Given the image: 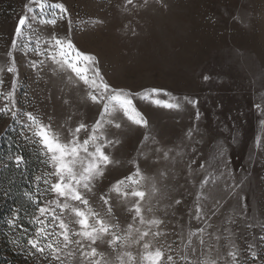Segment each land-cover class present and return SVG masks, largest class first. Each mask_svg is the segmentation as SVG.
<instances>
[{
	"label": "rangeland",
	"instance_id": "obj_1",
	"mask_svg": "<svg viewBox=\"0 0 264 264\" xmlns=\"http://www.w3.org/2000/svg\"><path fill=\"white\" fill-rule=\"evenodd\" d=\"M52 2L66 6L64 19H58L54 27L34 22L36 35L29 47L18 41L13 50L14 31L28 0H0V67L6 69L14 57L17 68L15 74L6 70L0 73L4 81L0 93L6 94L15 83V104L0 96V107L17 112L15 119L11 112L0 114V144L5 133L12 130L38 152L41 164L35 174L41 203L31 219L27 242L16 253L50 264L47 252L41 255L28 243L40 227L35 218L44 220L49 232L60 231L50 214L40 216L38 211L56 199L50 184L44 183L45 179L56 182V178L48 175L53 169L45 163L48 158L43 146L35 142L25 113L31 112L68 136V130L81 122L91 129L102 112L88 98L87 86L51 61L54 50L44 41L57 36L71 39L78 49L96 56L104 79L132 93L136 108L149 122V127L143 128L119 113L115 120L122 127L116 129L105 116L101 132L121 141L107 151L120 163L109 166L96 183L91 206L98 211L107 208L99 198L135 170V161L146 175L155 177L160 189L143 202L145 209H153L144 215L164 221L159 228H152L162 233L155 243L174 257L175 264H187L182 256L193 260L217 258L219 254L225 258L237 249L241 264H264V240L260 238L264 236V112L256 107L259 104L264 109V0H164L167 7L156 0H149L146 7L140 6L143 0H134L133 5H125V0ZM36 36L40 38L39 51H32L37 47ZM70 74L72 81L68 80ZM205 75L210 79L205 81ZM154 88L161 90L159 95H148ZM185 96L199 101L196 108L185 105L183 111H175L154 102ZM85 135L82 131L81 139ZM220 147L224 155L217 157ZM169 149L172 151L166 160L163 154ZM161 172L166 173L165 179ZM209 173L219 179L207 186L211 197L205 200L200 182ZM198 198L206 214L200 219ZM131 201L129 197L127 203L122 202L112 194L110 203L121 233L130 223L141 230L151 227L140 225L138 218L133 222V213L127 211ZM56 212L61 214L58 208ZM72 227L78 229L79 225ZM200 228L205 231L198 233ZM190 233L197 234L190 237ZM201 238L204 245L199 243ZM146 239H153L151 233ZM132 250L135 253L139 249ZM252 251L257 253L255 260ZM65 259L75 264L71 258ZM220 264H224L223 259Z\"/></svg>",
	"mask_w": 264,
	"mask_h": 264
},
{
	"label": "snow or ice",
	"instance_id": "obj_2",
	"mask_svg": "<svg viewBox=\"0 0 264 264\" xmlns=\"http://www.w3.org/2000/svg\"><path fill=\"white\" fill-rule=\"evenodd\" d=\"M162 7H167L164 0H156ZM149 0H143L141 7H146ZM134 0H125V5H133ZM26 12L18 18L17 26L14 31V39L12 41V49L15 50L19 41L24 48H28L32 42V37L36 35L34 22L42 25L56 26L58 19H64V15L68 12L63 3H53L52 0H28L25 5ZM127 11V7H125ZM51 12V18L49 17ZM102 23V21H100ZM69 23L71 20L69 19ZM40 38L36 36L37 47L32 51H39ZM46 44H51L54 50L50 55L51 61L58 66L61 71H69L87 86L88 98L96 105L102 108L100 119L89 129V126L81 122L74 129H69V135L65 136L61 131L55 130L50 123H44L31 112L25 113L27 120L31 123L28 128L32 131V135L36 137V143L42 145V151L47 156L45 163H49L53 169L48 175L54 176L56 182H50L45 179V184H50V191L56 194V199L49 201L47 206L39 207L40 216L46 213L52 217V224L58 222L59 232H49L45 226V221L39 217L35 218V223L40 227L35 233V238L30 239L28 243L35 249V252L44 255L47 252V257H50V264L58 261L59 264H68L65 256L75 261V264H175L174 257L168 254L163 246H158L155 241L162 235L160 231H152V228H159L164 223L163 220L153 217L146 218L145 211L151 213L153 209L148 207L145 209L143 202L148 198L149 194L155 196L160 189L157 186L155 177H149L140 168L139 164H135V170L128 176L116 181L111 185L109 192L101 196L102 206L107 205L104 211H98L91 206V197L96 196L94 191L96 183L101 180L109 166L119 164L111 151L107 149L115 148L121 143L119 139H111L101 130L104 127L105 116L110 117L107 121L109 124H114L116 129L122 127L121 122L115 120L119 113H123L125 117L133 124L143 128L149 127L147 118L136 108L133 100V94L123 88H115L111 86L101 73L99 68V60L92 54L85 53L77 48L71 39L52 36L50 40L44 41ZM44 55L43 52H40ZM12 57V52L8 53ZM43 63V61H41ZM35 66V62H33ZM17 73L15 58L13 57L9 66L0 67V73L4 72ZM55 72L56 69H53ZM205 81L210 77L205 75ZM68 80L72 81V75H68ZM4 83L0 78V86ZM160 89H152L148 95L155 93L159 95ZM15 83L12 90L5 93H0V96H5L11 103L15 104L14 98ZM166 95H169L166 93ZM147 98V96L143 97ZM67 102V101H66ZM157 105L164 108L183 111L185 105H190L196 108L199 101L195 98L187 96L183 98L173 97L171 101H154ZM257 109H261V105H256ZM11 112L12 118L17 117V112L12 111L8 106L0 107V114L7 115ZM200 113L197 110L196 118L199 119ZM86 133L85 138L81 139V132ZM98 133H101L98 135ZM189 137L192 135V130H189ZM148 136H145V140ZM155 142V141H153ZM169 149L163 154L164 159L169 158ZM224 155L223 148L220 147L217 151V157ZM17 166L23 162L22 156L14 157ZM203 167V165L201 166ZM162 179L166 178V173L161 172ZM41 179L37 177V180ZM219 177H213L211 173L206 179L201 180L200 188L203 199L211 197V192L207 186L210 183H215ZM150 182V191H149ZM208 191V195L204 192ZM122 202L127 203L131 197V207L127 211L133 213V222L138 218L140 225L151 226L145 230L134 228L130 223L127 229L120 232V222L113 213L112 194ZM29 199L34 197L26 193ZM215 199L214 197H212ZM197 207V218L200 219L204 215L202 208ZM243 199V198H241ZM180 203L179 200L176 201ZM55 204V208L51 207ZM83 206V207H81ZM56 208L61 210V214H57ZM67 212L69 215L64 217L62 214ZM10 225L15 224V220H9ZM79 225V228H74L72 225ZM205 229L200 228L198 233H203ZM151 236L153 239H146ZM197 233H190L189 236ZM52 237H55L54 239ZM62 237V240L60 239ZM264 240V236L260 237ZM219 239V237H217ZM87 242V243H85ZM200 245H204L203 238L199 241ZM191 240L189 239V245ZM76 246V247H72ZM137 247L139 250L134 253L132 250ZM253 246L249 245L251 249ZM171 246L169 245V249ZM67 250V251H65ZM196 252V249H193ZM79 254V255H78ZM203 255V253H201ZM253 260L257 258L255 251L251 252ZM227 257H230L228 259ZM227 257L217 258L205 256L203 259L199 257L189 260L187 256H182L181 259L187 264H220L223 259L224 264H241L239 258V250L229 251Z\"/></svg>",
	"mask_w": 264,
	"mask_h": 264
},
{
	"label": "trees",
	"instance_id": "obj_3",
	"mask_svg": "<svg viewBox=\"0 0 264 264\" xmlns=\"http://www.w3.org/2000/svg\"><path fill=\"white\" fill-rule=\"evenodd\" d=\"M17 155L23 157L19 166L14 159ZM40 166L38 152L8 130L0 144V264H40L33 257L16 253L27 242L31 219L41 203L35 183ZM9 220H15V224L10 225Z\"/></svg>",
	"mask_w": 264,
	"mask_h": 264
}]
</instances>
